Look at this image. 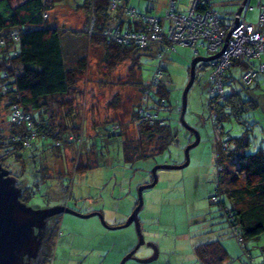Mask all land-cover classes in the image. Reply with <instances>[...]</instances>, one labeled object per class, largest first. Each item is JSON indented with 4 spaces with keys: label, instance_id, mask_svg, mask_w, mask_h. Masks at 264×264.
Listing matches in <instances>:
<instances>
[{
    "label": "rangeland",
    "instance_id": "374dc122",
    "mask_svg": "<svg viewBox=\"0 0 264 264\" xmlns=\"http://www.w3.org/2000/svg\"><path fill=\"white\" fill-rule=\"evenodd\" d=\"M11 1L18 3L21 0ZM45 1L49 6V21L66 32L63 36L66 63L76 64L77 58L81 57L85 60L84 69L77 73L74 85L65 97L67 104L64 107L71 106L77 113L75 122L84 138L80 145H75L73 132L62 133L61 151L55 149L57 155L50 153L51 156L44 160L50 177L42 180L39 189L26 204L33 208H45L66 203L78 212H101L107 224H120L132 210L139 185L151 179V169L155 164H179L184 161L185 147L194 140L192 129H195L199 141L189 149L188 164L175 169H157L155 185L142 191L143 205L139 219L145 243L136 249L135 258L127 259L124 264H198L194 246L215 238H221L227 249L228 257L224 264H264V232L246 241L248 251H243L235 237L225 231V218L218 205L210 200L216 187V144L221 134L236 136L246 131V152L256 151L259 147L264 149V75H258L257 86L245 88L240 81L241 66L234 65L224 71L225 92L233 88L246 99L254 94L259 103L248 110L227 111L230 112L228 117L221 121L224 132L219 133V129L214 128L208 107L207 77L211 62L199 61L187 93L184 113L186 123L192 128L189 129L181 124L179 115L191 59L198 54H210L201 40L195 47L152 42L147 48L138 49L112 64L100 37L88 32L92 17L78 5L83 0ZM127 1L140 10H162L167 6V0ZM188 1L175 0L178 10L186 12ZM211 1L221 11L235 10L239 2ZM256 1L251 0L250 5L254 6L245 13L246 20L253 23L257 21ZM226 21L230 22L231 17ZM158 51L163 54L162 57ZM160 62L165 68L170 88L166 105L159 109V114L169 123L174 137L162 151L126 161L122 154V136L117 134L107 138L104 128L110 130L113 122L115 127H120L123 136L140 140L146 149L152 146L153 140L148 144L147 138L140 134L133 109L144 95L137 81L140 77L143 82L151 81ZM154 85L150 84L152 90ZM51 101L49 113L54 115L50 121L58 124L62 122L61 109L57 102ZM149 102L150 105L153 103L151 97ZM4 116L0 103V127L6 132L8 124ZM85 162L91 168L78 171L76 166ZM49 221L57 225L51 259L47 264H118L138 238L134 223L110 229L95 214L80 217L63 212L49 216L46 223ZM147 242L157 245L158 256L143 263L137 258H145L153 252V247Z\"/></svg>",
    "mask_w": 264,
    "mask_h": 264
},
{
    "label": "trees",
    "instance_id": "16d2710c",
    "mask_svg": "<svg viewBox=\"0 0 264 264\" xmlns=\"http://www.w3.org/2000/svg\"><path fill=\"white\" fill-rule=\"evenodd\" d=\"M241 1L239 0L238 5ZM192 2L193 0L188 1L186 12L178 10L175 0H167V6L162 10L155 8L140 10L129 4L127 0H83L78 5L84 7L91 15L88 32L100 37L109 57L112 58L111 63L114 64L138 49L147 48L152 42L168 46L181 44L167 39L170 21L165 16L167 12L172 11L187 15ZM250 2L251 0L248 3ZM257 4L264 5V0H257L255 6ZM209 6L216 12L221 28L227 30V27L233 23L237 8L232 11H221L211 0L206 2L199 0L196 11H203ZM48 7L45 0H21L18 3L0 0V103L5 112L4 120L6 117L7 121H5L8 124L6 132L0 127V163L19 181L20 184L18 182L17 184L22 188L20 199L24 202H27L35 190L39 189L44 178L50 177L46 173L48 165L44 160L51 156L50 153L57 155V151H61L62 133L73 132L71 135L74 134L75 145H80L84 138L82 131L79 132V125L75 122L77 113L71 106L66 109L64 107L67 104L65 97L70 93L77 73L84 69L85 60L81 57L77 58L76 64L66 63L63 44V36L66 32L49 21ZM257 9V21L252 23L257 29L262 30L264 27L258 24L262 8L257 6ZM150 15L158 17L161 39L147 40L145 45H141L130 37H124L125 33L146 32ZM228 17H231L230 22L226 21ZM116 34L124 39L118 40ZM199 40L206 45L210 54L221 48L209 49V40L202 37L190 46L195 47ZM138 53H136L137 62L140 52ZM158 55L163 56L159 51ZM263 61L264 58L260 55L258 58L249 59V64L258 68ZM212 63L207 77L208 107L214 128L219 129V133H223L221 121L228 117L230 112L248 110L259 103L254 94L246 99L239 90L232 88L225 92L224 71L234 65L241 66L240 81L245 88L257 86L258 75H264V72H257L249 82H246L243 75L247 64L233 59L219 74L222 93L214 95L216 90L212 91V89L216 88L217 84L210 78V74L215 69ZM137 65L139 67V63ZM164 70L160 62L155 68L150 83L143 82L140 75L137 81L144 95L142 101L135 105L133 117L137 120L140 134L147 138L146 142L149 144L151 143L149 141L153 140L151 147L146 149L140 140H131L123 136L120 127H115L113 122L110 130L104 128L107 138L117 134L122 136V154L126 161L145 158L160 152L174 137L169 123L159 114V109L166 105L170 88V84H167L170 81L165 76ZM154 83L155 89L152 90L150 84ZM149 97L153 100L151 105ZM50 100L52 103L57 102L62 110H60L62 122L59 121L58 124L50 121L54 115L49 113ZM229 110L230 112H227ZM247 137L246 131L236 136L221 134L216 144V187L210 195L211 202L218 205L225 218L227 223L225 231L235 237L243 251H248L246 241L257 238L264 232V149L259 147L256 151L246 152ZM87 168L91 167L86 162L76 166L80 172H84ZM76 169L74 171H77ZM34 174L38 176L35 177ZM151 180L152 173L149 181ZM136 203L137 199L132 208ZM41 238L42 235H40V244ZM40 248L39 245L37 253ZM194 254L198 264H224L228 257L221 238L196 244ZM41 262L47 264L48 258Z\"/></svg>",
    "mask_w": 264,
    "mask_h": 264
},
{
    "label": "water",
    "instance_id": "95a60500",
    "mask_svg": "<svg viewBox=\"0 0 264 264\" xmlns=\"http://www.w3.org/2000/svg\"><path fill=\"white\" fill-rule=\"evenodd\" d=\"M249 0H242L235 11V18L230 29L227 31L225 40L230 36L232 29L237 25L239 15L243 10L245 4ZM222 48L210 55H195L189 65V78L184 86L182 93V106L179 115L181 124L188 127L184 119V113L186 109L187 93L191 87L194 78L196 64L199 61L213 62L224 49ZM194 132V140L185 147V159L179 164L159 163L155 164L152 169V180L139 185L137 189V203L132 208L131 212L127 216L126 220L120 224H107L103 217V214L99 211H90L87 213L78 212L71 207L64 204H57L45 208H33L26 204V202L20 199L22 194V188L17 184V179L9 173V170L3 167L0 163V264H30L29 260L34 258L37 254L40 245L41 231L46 224V219L49 216L67 212L78 215L80 217H88L91 215H98L101 222L108 228H120L125 227L131 223L135 224L137 230V242L135 245L123 255L118 264H124L129 258H135L134 252L143 243H145L144 236L140 228L139 211L143 205L142 191L146 188H150L157 182V169H175L181 168L189 162V149L196 145L199 141V134L197 130L192 129ZM153 247V252L145 258H137L140 262H149L158 256L157 245L153 242H147Z\"/></svg>",
    "mask_w": 264,
    "mask_h": 264
},
{
    "label": "built area",
    "instance_id": "2783aa9c",
    "mask_svg": "<svg viewBox=\"0 0 264 264\" xmlns=\"http://www.w3.org/2000/svg\"><path fill=\"white\" fill-rule=\"evenodd\" d=\"M198 1L193 0L187 15L176 11L167 12L165 17L170 21L167 39L172 42L194 45L196 40L202 37L209 40L208 47L211 50H217L218 47L222 48L225 44L221 54L212 63L215 65V69L210 74V78L217 84V87L212 89V91L216 90L214 95L222 93L219 74L233 59H238L240 62L244 61L247 64L243 75L246 82H249L257 72H264V61L259 64L258 68L249 64V59L251 58H258L260 55L264 58V29H257L252 22L245 19L247 9L252 6L248 2L245 4L242 10L243 14L241 11L242 16L241 14L239 15L237 25L232 29L229 38L225 40L226 33L231 25L227 27V30L221 28L218 23L217 14L210 6L203 11H196ZM203 1L206 2L207 0ZM257 6L262 8L258 24L264 27V5L257 4ZM148 20L146 32L125 33L124 37H130L141 45H145L147 40L161 39V26L157 23L158 17L156 15H150ZM124 37L117 35L118 40L124 39ZM246 58L248 60H245Z\"/></svg>",
    "mask_w": 264,
    "mask_h": 264
},
{
    "label": "flooded vegetation",
    "instance_id": "af4514ba",
    "mask_svg": "<svg viewBox=\"0 0 264 264\" xmlns=\"http://www.w3.org/2000/svg\"><path fill=\"white\" fill-rule=\"evenodd\" d=\"M64 205H66V203H64ZM56 225V223H50V221L45 224L44 228L41 231V248L39 250V253H37V258L35 256L34 258H31L29 260L30 264H43L41 260H44L46 257L48 258V260L51 259V250L53 245V238L56 234ZM32 259H34V262H32Z\"/></svg>",
    "mask_w": 264,
    "mask_h": 264
}]
</instances>
